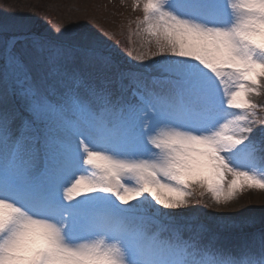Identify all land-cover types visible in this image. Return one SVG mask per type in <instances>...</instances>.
Here are the masks:
<instances>
[{
  "label": "snow or ice",
  "instance_id": "1",
  "mask_svg": "<svg viewBox=\"0 0 264 264\" xmlns=\"http://www.w3.org/2000/svg\"><path fill=\"white\" fill-rule=\"evenodd\" d=\"M141 5L129 60L0 26V264H264V217L187 207L264 189V0Z\"/></svg>",
  "mask_w": 264,
  "mask_h": 264
},
{
  "label": "rangeland",
  "instance_id": "2",
  "mask_svg": "<svg viewBox=\"0 0 264 264\" xmlns=\"http://www.w3.org/2000/svg\"><path fill=\"white\" fill-rule=\"evenodd\" d=\"M141 18L142 5L134 10L133 0H0V26L41 22L53 35L58 34V30L84 27L101 36L112 47L117 46L116 42L119 46L127 37L121 48H114L124 53L123 49L128 51L131 46L134 55L142 50L144 44L143 36L137 34V21ZM255 99L264 101V96ZM199 191L193 189L188 208L198 209L210 217L245 215L255 217L257 221L264 217V189H244L232 201L221 205H215L208 194L201 200Z\"/></svg>",
  "mask_w": 264,
  "mask_h": 264
},
{
  "label": "trees",
  "instance_id": "3",
  "mask_svg": "<svg viewBox=\"0 0 264 264\" xmlns=\"http://www.w3.org/2000/svg\"><path fill=\"white\" fill-rule=\"evenodd\" d=\"M39 25L43 26V24L41 22H39ZM127 41V37L123 38V41H122V46L126 43Z\"/></svg>",
  "mask_w": 264,
  "mask_h": 264
}]
</instances>
